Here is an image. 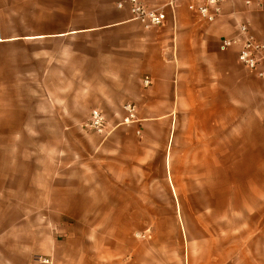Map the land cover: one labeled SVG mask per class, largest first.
Here are the masks:
<instances>
[{
	"label": "crops",
	"instance_id": "crops-1",
	"mask_svg": "<svg viewBox=\"0 0 264 264\" xmlns=\"http://www.w3.org/2000/svg\"><path fill=\"white\" fill-rule=\"evenodd\" d=\"M25 2L37 6L18 12ZM189 3L179 0L164 26L146 30L132 20L127 0H0V86L17 92L0 105V133L87 134L81 122L93 110L113 125L104 140L93 136L99 140L88 156L66 149L21 160L32 172L3 178L21 177L26 187L0 191V264H138L135 209L125 201L133 168L163 166L165 178L180 184L214 180L217 165L232 163L233 149H255L258 163L264 78L240 65L239 46H220L241 24L264 45V0H229L211 24ZM126 104L142 118L130 127L123 125ZM17 195L31 204L3 203ZM262 241L234 238L213 247L206 264H264L253 247Z\"/></svg>",
	"mask_w": 264,
	"mask_h": 264
},
{
	"label": "rangeland",
	"instance_id": "rangeland-1",
	"mask_svg": "<svg viewBox=\"0 0 264 264\" xmlns=\"http://www.w3.org/2000/svg\"><path fill=\"white\" fill-rule=\"evenodd\" d=\"M35 6L37 4L25 2L18 6L17 11L31 12ZM5 71L6 76L11 75L10 69ZM7 95L15 98L17 92L13 86H0V105H7ZM137 118L142 120L138 115ZM89 120L87 117L81 122L87 134L45 132L18 136L15 133H0V191L26 187L21 177L3 180L8 176L32 172L31 165L27 161L21 163V160L38 156L56 157L63 152L65 154L66 149L71 156L81 152L88 156L87 147L94 151L99 140L93 136L104 140L108 135L90 130L87 127ZM106 121L109 131L113 125L108 119ZM81 139L85 146H81ZM254 150L233 149L229 155L232 163L217 165L214 180H185L178 184L165 178L163 166L151 164L133 168L130 172V197L125 201L135 209L132 214L135 227L130 232L135 238L136 252L140 254L138 264H206L208 254L214 253L213 247L224 248L225 243L233 242L234 238H264V146L257 149L256 155L261 158L257 157L256 164L251 157L255 154ZM44 167L47 171L48 166ZM187 168L191 171L190 166ZM188 174L190 176L191 173ZM31 201L32 197L28 195H17L5 196L3 203L15 205L22 202L26 205ZM7 215L3 226L9 224L13 213ZM213 238L222 245L207 241ZM253 247L264 262V241Z\"/></svg>",
	"mask_w": 264,
	"mask_h": 264
},
{
	"label": "built area",
	"instance_id": "built-area-1",
	"mask_svg": "<svg viewBox=\"0 0 264 264\" xmlns=\"http://www.w3.org/2000/svg\"><path fill=\"white\" fill-rule=\"evenodd\" d=\"M179 0H127L132 20L141 24L146 30H154L164 26L168 10L175 12ZM229 0H190L188 8L198 15L201 22L214 23L222 13L224 4ZM261 1V0H258ZM248 5L249 1L246 2ZM119 9L125 7L124 2L117 4ZM239 46L238 62L247 70L255 73L259 78H264V45L252 34L249 25L239 26L238 36L227 39L220 46L221 52H228L231 48ZM153 84L151 77L146 76L142 80L144 88ZM126 114L123 125L132 126L139 122L135 105L126 104L123 107ZM107 121L101 111L93 110L87 127L99 135H106L108 131ZM43 264H51L47 258H40Z\"/></svg>",
	"mask_w": 264,
	"mask_h": 264
}]
</instances>
